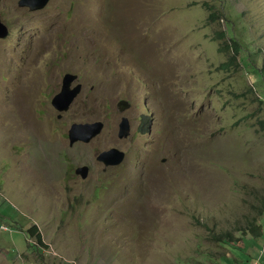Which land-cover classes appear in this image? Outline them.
<instances>
[{
  "label": "rangeland",
  "instance_id": "obj_1",
  "mask_svg": "<svg viewBox=\"0 0 264 264\" xmlns=\"http://www.w3.org/2000/svg\"><path fill=\"white\" fill-rule=\"evenodd\" d=\"M19 1L0 0V264H264V0Z\"/></svg>",
  "mask_w": 264,
  "mask_h": 264
},
{
  "label": "water",
  "instance_id": "obj_2",
  "mask_svg": "<svg viewBox=\"0 0 264 264\" xmlns=\"http://www.w3.org/2000/svg\"><path fill=\"white\" fill-rule=\"evenodd\" d=\"M50 0H20L19 6L28 7L31 11H38L44 9ZM9 29L1 21L0 16V39L8 36ZM78 76L74 74H66L62 80L61 92L56 95L52 100V105L55 109L64 112L67 111L71 104L74 102L75 98L81 91V86L77 85L71 89L72 84L77 80ZM127 101H120L118 103V108L121 113H124L129 107ZM60 117V116H59ZM130 121L128 118L123 117L121 123L119 124L118 138L126 139L130 135ZM85 129L86 133H82L80 130ZM104 129V124L102 122H96L87 125H73L72 129L69 131L70 145L73 146L77 142L89 143L94 138L99 136ZM125 158V153L118 148H112L101 153L98 157V161L102 162L105 167L120 165ZM75 174L81 176L82 179H87L89 175V167L82 166L75 170Z\"/></svg>",
  "mask_w": 264,
  "mask_h": 264
},
{
  "label": "trees",
  "instance_id": "obj_3",
  "mask_svg": "<svg viewBox=\"0 0 264 264\" xmlns=\"http://www.w3.org/2000/svg\"><path fill=\"white\" fill-rule=\"evenodd\" d=\"M222 37H225V35L222 34ZM237 55H238V45L236 43H234V56L231 57V59H230V61L228 63H232V61L235 62ZM258 210L260 211V216L264 217V204H263V206L258 208ZM258 227L259 226H257V227L256 226H251L249 228L250 234L253 237H257V236L260 235V229H258ZM29 232H30L31 235H35L36 234V226H34ZM227 237H230V235L226 236L225 238H223V237L222 238L221 237H215L214 239L218 240V242L226 243V242L230 241L229 239H227ZM38 239H39V241H41V236L40 235L38 236ZM247 258H250V257H247ZM247 262H250V261H248V259H247Z\"/></svg>",
  "mask_w": 264,
  "mask_h": 264
},
{
  "label": "bare ground",
  "instance_id": "obj_4",
  "mask_svg": "<svg viewBox=\"0 0 264 264\" xmlns=\"http://www.w3.org/2000/svg\"><path fill=\"white\" fill-rule=\"evenodd\" d=\"M18 106H20V104L17 103ZM21 109V107H19ZM23 111V110H22ZM27 111V110H26Z\"/></svg>",
  "mask_w": 264,
  "mask_h": 264
}]
</instances>
